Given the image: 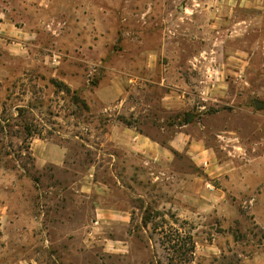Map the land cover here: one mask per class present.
Instances as JSON below:
<instances>
[{"label":"rangeland","instance_id":"1","mask_svg":"<svg viewBox=\"0 0 264 264\" xmlns=\"http://www.w3.org/2000/svg\"><path fill=\"white\" fill-rule=\"evenodd\" d=\"M256 101L264 0H0V264H264Z\"/></svg>","mask_w":264,"mask_h":264},{"label":"crops","instance_id":"2","mask_svg":"<svg viewBox=\"0 0 264 264\" xmlns=\"http://www.w3.org/2000/svg\"><path fill=\"white\" fill-rule=\"evenodd\" d=\"M197 59V58H196ZM181 81V80H180ZM162 84H164L166 87H168V91L165 92V94L163 95L161 102L164 106H166L168 109H177V108H181L183 107V105H186V100L184 98V95L178 93V87H180V85H176L173 84L171 82H169V80L166 81L163 80ZM186 85V82H185ZM184 85V87H185ZM224 87V86H222ZM202 89V88H201ZM178 94V95H177ZM137 139H140L139 137ZM127 141V140H124ZM147 144H145L143 147H148L146 145H150L148 142H146ZM48 149V155H47V159L50 161H53L57 164H59L62 160H63V153L62 150L60 148H47ZM87 183L89 184L88 188H99V184L101 185V183L99 181H96L95 178H93L92 174H89L88 176V180ZM114 206H104V205H100L97 209H96V217L99 220H103V219H108V220H113V219H119L120 217H127L126 216V211H121L120 209L117 208H113ZM27 264H31L30 262H28L26 260Z\"/></svg>","mask_w":264,"mask_h":264},{"label":"trees","instance_id":"3","mask_svg":"<svg viewBox=\"0 0 264 264\" xmlns=\"http://www.w3.org/2000/svg\"><path fill=\"white\" fill-rule=\"evenodd\" d=\"M85 106H86V108H88L87 105H85ZM25 128L29 131L28 133L32 137L31 130L29 129V127L26 126ZM151 217H152V215L144 217V224L145 225H147L148 223H151V221L149 220ZM154 228L162 229V231H163L164 227L159 222H155ZM176 232L179 233V230L176 229ZM168 241H169V243H172V247L174 248V251L178 252L177 259H178V257H180L177 260L176 264H181V263L187 264V263H190L192 261V255H193L194 250H195V242H194V238H193L192 233H188L187 235L183 236L181 239L179 238V235L175 236V237L169 236Z\"/></svg>","mask_w":264,"mask_h":264},{"label":"water","instance_id":"4","mask_svg":"<svg viewBox=\"0 0 264 264\" xmlns=\"http://www.w3.org/2000/svg\"><path fill=\"white\" fill-rule=\"evenodd\" d=\"M256 106H257V107H260V106H264V104L261 103V102H259V101H256Z\"/></svg>","mask_w":264,"mask_h":264}]
</instances>
